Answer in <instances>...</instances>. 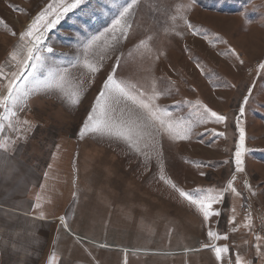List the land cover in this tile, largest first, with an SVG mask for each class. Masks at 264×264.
<instances>
[{"label": "rangeland", "instance_id": "rangeland-1", "mask_svg": "<svg viewBox=\"0 0 264 264\" xmlns=\"http://www.w3.org/2000/svg\"><path fill=\"white\" fill-rule=\"evenodd\" d=\"M52 2L0 0V68L8 79L19 68L9 55L19 50V34ZM130 3L132 0H85L65 14L39 45L43 65L34 74L29 68L18 81L39 91L13 108L15 116L1 120L15 121L21 133L28 135L23 148L40 168L46 165L56 140L73 142L78 209L91 220L93 239L125 247L120 251L106 249L114 256L111 262L178 264L190 254L173 249L183 250L199 239L185 236L188 220L192 222L190 230H198L194 216L207 232L210 218L205 220L197 207L165 180L185 192L209 190L198 185L205 181L198 169L209 168L211 158L222 155L224 149L219 146L226 143V128L231 127L236 136L233 143L241 144L245 128L238 125L249 116L261 125L251 123L250 127L261 129L258 142L264 145V0H138L126 17L131 25L127 37L116 32L113 40L112 33H106L87 52L89 62L98 68L90 72L84 67L86 45L105 33ZM50 73L66 75L68 89L80 93L79 104L73 105L58 92L43 90L50 82ZM110 74L118 82L134 86V95L143 93L145 102L155 89L154 107L166 122L186 129L187 138L173 139L142 109L123 98L109 100L108 117L145 125L138 150L108 134L88 132L81 138V129ZM6 84L7 79H0V95L5 93ZM205 107L226 119L217 121ZM248 133L242 156L264 161V149L253 147ZM235 171L232 169L228 178L241 176L245 182L247 170ZM247 174L263 177L264 168L250 167ZM216 194L214 190L212 195ZM259 237L264 264V236ZM110 261L107 264H112Z\"/></svg>", "mask_w": 264, "mask_h": 264}, {"label": "crops", "instance_id": "crops-1", "mask_svg": "<svg viewBox=\"0 0 264 264\" xmlns=\"http://www.w3.org/2000/svg\"><path fill=\"white\" fill-rule=\"evenodd\" d=\"M4 116L5 113L2 120ZM1 123L0 264H49L53 256L54 264H107L114 258L112 253L107 252V248L125 250L123 246L113 247L106 241L93 239L94 235L90 233L92 225L89 224L91 220L85 219V215L78 209L80 200L76 148L73 142L56 140L46 165L40 168V165L28 159L27 148H23L28 135L21 133V127L18 128L15 121ZM251 123L261 126L258 122H253L250 116L238 125L245 128L244 140L246 141L247 132L250 131L248 137L250 140L252 138L253 147L264 149V145L258 142L262 137L261 129L251 130ZM230 129L225 130L226 143L219 146L224 149L222 155L211 158L213 161L208 165L209 168L198 169L205 179L198 185L217 190V193L223 195L222 200L214 205V210L219 215L210 217L207 232L204 224L191 216L194 227L198 230H190L192 222L189 219L190 224L185 228L184 234L197 236L199 239L183 250L173 249L181 254H190L185 262L178 264H236L237 257L242 264H263L261 238L252 233L251 227H245L248 221L241 217L240 209L248 198L264 206V176L250 178L246 175L250 172V167L264 168V161L258 162L241 155L242 167L247 170L244 187L243 177L238 176L241 173L237 174L238 177L229 179L232 169L237 168L235 153L233 154L234 148H237L236 143H233L236 136ZM228 139H231V144L227 142ZM210 172L211 176L208 175ZM229 182H232L239 195L227 189ZM209 231L216 233L219 239L209 240ZM205 244H214L216 247L227 248L228 251L222 253L221 260H217L215 251L205 248ZM110 263L114 264L113 261Z\"/></svg>", "mask_w": 264, "mask_h": 264}, {"label": "snow or ice", "instance_id": "snow-or-ice-1", "mask_svg": "<svg viewBox=\"0 0 264 264\" xmlns=\"http://www.w3.org/2000/svg\"><path fill=\"white\" fill-rule=\"evenodd\" d=\"M138 2V0H132V3L128 4L120 12V15L112 23V26L106 29L105 33H102L100 36L94 37L85 47V59L84 67H86L90 72L98 71V68L89 62L87 59V52L96 44L97 41L106 35V33H112V39L115 40L116 32H120L121 36L127 37V30L131 27L126 21V17L130 15L133 6ZM194 3L195 0H192ZM85 3V0H53L52 3H49L43 10H41L31 21V23L26 27V29L19 34V50L12 51L9 55L12 61H16L19 65L18 71L12 73L11 78L8 79L4 76L3 69L0 68V79H7V84L5 85V93L0 95V109L4 110L5 118L9 115L15 116L16 113L13 111V108L23 100H26L34 91H39L37 89H31L26 87L23 83H18L21 79L25 78L26 71L31 68L33 73L39 69L44 62V57L39 55V45L44 38V34L55 27L59 23L60 19L67 13L73 11L74 9L80 7L81 4ZM54 17V18H53ZM175 19V17H174ZM187 26L191 28V24H188L185 21ZM16 35V33H12ZM141 46H144L141 42ZM48 52H51L52 49L48 48ZM22 53H26L23 59L20 58ZM116 67H119L117 64ZM261 68H264V65H261ZM134 86H129L123 82H118L114 74H110L107 77L103 85V89L95 102V106L92 108L89 113L83 128L81 129L80 135L81 138L88 133H101L108 134L110 136H115L117 139L125 141L129 147H132L134 150H138V144L141 139H143V127L138 122V120H129V121H114L108 117V112L111 111V106L109 100H115L117 98H123L130 101L133 105H136L139 109H142L146 114L147 118L153 122L157 123L160 128L166 129L168 133L172 136L173 139H186L187 130L179 128L173 122H166L160 115V110L154 107L153 102L158 96V93L153 89L152 97L145 102L142 98L143 93L137 92L135 95L132 92ZM44 91H54L60 94L67 96L73 105L79 104L80 102V93L76 89L69 90L67 87V77L64 74H53L50 73V82H48ZM138 96L141 97L138 99ZM204 111L209 113L212 117H215L217 121H224L226 117L218 115L216 112L204 108ZM243 112V110H241ZM23 124H28V121H23ZM222 135V134H221ZM241 144L237 146L235 152L236 157V171H244L242 167L243 161L241 160L242 147L244 140V133L241 131ZM0 147H3L0 145ZM7 150V149H5ZM161 180H165V177L161 175ZM166 183L171 184L173 188L179 192V195L186 200L189 204L194 205L197 209L203 214L205 220H208L211 216L219 215L218 212L212 209L214 203H219L223 195L222 193H217L212 195L214 190H201L197 189L195 192H185L176 187L175 184H172L170 180H165ZM227 189L231 190L233 193L239 195L236 192V189L233 187L232 182H229ZM39 199V197H38ZM39 207V204H37ZM40 218H43L42 216ZM63 222V218H61ZM251 226V218H248V223L245 224V227ZM209 240L219 239L216 233L209 231L208 232ZM226 239V237H225ZM205 248H212L215 251L216 259L221 260L222 253L227 252V248L216 247L214 244H205ZM259 250V248H258ZM49 264H54V256L49 260ZM236 264H242V261L239 257L236 259Z\"/></svg>", "mask_w": 264, "mask_h": 264}, {"label": "built area", "instance_id": "built-area-1", "mask_svg": "<svg viewBox=\"0 0 264 264\" xmlns=\"http://www.w3.org/2000/svg\"><path fill=\"white\" fill-rule=\"evenodd\" d=\"M4 110H0V120ZM246 182V178H245ZM244 182V184H245ZM241 216L248 221L251 218V231L256 236H264V209L254 204L249 198L244 202L240 209Z\"/></svg>", "mask_w": 264, "mask_h": 264}]
</instances>
